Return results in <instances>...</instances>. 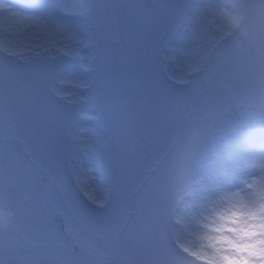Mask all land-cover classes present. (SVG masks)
<instances>
[{
	"label": "rangeland",
	"instance_id": "374dc122",
	"mask_svg": "<svg viewBox=\"0 0 264 264\" xmlns=\"http://www.w3.org/2000/svg\"><path fill=\"white\" fill-rule=\"evenodd\" d=\"M52 2L0 0L46 28L0 32V264H173L187 210L264 155V3ZM216 7L246 35L209 27Z\"/></svg>",
	"mask_w": 264,
	"mask_h": 264
},
{
	"label": "clouds",
	"instance_id": "9594fccd",
	"mask_svg": "<svg viewBox=\"0 0 264 264\" xmlns=\"http://www.w3.org/2000/svg\"><path fill=\"white\" fill-rule=\"evenodd\" d=\"M206 14L222 38L246 35L243 14L225 7ZM239 174L238 183L218 186L187 210L177 225L173 264H264V155L245 162Z\"/></svg>",
	"mask_w": 264,
	"mask_h": 264
},
{
	"label": "snow or ice",
	"instance_id": "6c2138e0",
	"mask_svg": "<svg viewBox=\"0 0 264 264\" xmlns=\"http://www.w3.org/2000/svg\"><path fill=\"white\" fill-rule=\"evenodd\" d=\"M51 7L61 13L63 16L72 15L74 10L79 11L81 14L86 13L88 4L86 0H77L76 3L70 5L68 0H53ZM39 5L30 4L26 6L25 11L29 13L38 14ZM8 15L6 17L0 18V32H3L5 29L9 32L14 29H18V27L25 23H33L36 24L37 27L44 28V26L40 25L32 16H20L18 13L13 12L11 9L7 10ZM46 30V28H44ZM58 32L63 31L64 29L59 26L56 29ZM73 66L70 63L65 65H59L57 67V73H69L72 72ZM78 176L83 175V173H77ZM98 190L93 188L91 190H87L86 195L90 202H92L97 207H104L105 201L101 200L99 195H97Z\"/></svg>",
	"mask_w": 264,
	"mask_h": 264
},
{
	"label": "bare ground",
	"instance_id": "6f19581e",
	"mask_svg": "<svg viewBox=\"0 0 264 264\" xmlns=\"http://www.w3.org/2000/svg\"><path fill=\"white\" fill-rule=\"evenodd\" d=\"M47 24V23H46ZM46 27H48V29H51V28H53V25L51 26V24L50 23H48L47 24V26ZM84 130V129H83ZM95 130H91V129H85L84 130V132L87 134V135H98V133L97 132H94ZM102 183V182H101ZM101 186V189L103 188V186L102 185H100Z\"/></svg>",
	"mask_w": 264,
	"mask_h": 264
}]
</instances>
